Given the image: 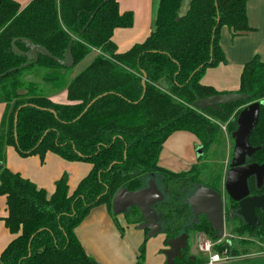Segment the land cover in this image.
<instances>
[{
    "label": "trees",
    "instance_id": "16d2710c",
    "mask_svg": "<svg viewBox=\"0 0 264 264\" xmlns=\"http://www.w3.org/2000/svg\"><path fill=\"white\" fill-rule=\"evenodd\" d=\"M133 22L134 13H121L117 0H32L23 8L14 0H2L0 74L17 68L0 78V102L6 103L0 127V195L7 198L5 224L14 235L0 256L2 264H100L85 251L76 228L94 207L106 205L114 215L115 193L144 188L151 178L165 196L155 209L167 240L181 233L214 238L206 216L193 220L185 192L200 184L223 190V164H212L207 151L222 141L224 125L234 140L239 113L253 102H264V62L255 56L244 65L238 90L242 100L217 111H200L192 104L220 93L201 82L203 73L227 62L220 45L224 26L233 36L252 29L247 0H159L151 34L118 52L114 31L130 28ZM14 39L23 54L13 48ZM27 40L60 59L66 58L73 42L74 65L63 67L42 53L34 62ZM93 49L99 54L71 78L72 69ZM26 63L30 65L22 67ZM27 76H39L43 83L38 86ZM50 85L55 93L66 89L69 102L52 101L44 92ZM176 131L193 133L204 150L201 162L187 171L174 172L159 164L165 141ZM250 144L258 149L249 161L263 164L264 104ZM7 146H14L22 157L39 155L44 160L51 152L69 161L88 162L92 168L72 192L64 173L49 193L5 166ZM255 187L250 181V189ZM123 215L130 225L144 220L137 207ZM261 221L256 229L235 222L231 233L249 239H231L214 251L228 248L235 256L251 243L250 238L264 241V216ZM190 256L187 248L174 264L208 261H193Z\"/></svg>",
    "mask_w": 264,
    "mask_h": 264
},
{
    "label": "crops",
    "instance_id": "0c3cea01",
    "mask_svg": "<svg viewBox=\"0 0 264 264\" xmlns=\"http://www.w3.org/2000/svg\"><path fill=\"white\" fill-rule=\"evenodd\" d=\"M14 1L18 2L23 8L32 0ZM117 1L121 13L126 11L134 13L133 26L130 28H117L113 34V40L117 45L118 52H125L134 44L145 41L154 30L159 0ZM247 16L249 25L252 28L250 31L233 36L228 27L224 26L221 29L220 45L225 52L227 62L216 67H209L203 73L201 82L205 85L213 86L220 93L238 92L244 65L255 56H259L264 62V0H247ZM97 54H99V50L93 49L89 56L93 55L94 59ZM74 76L70 73L71 78ZM34 78L33 76H27L30 81L34 80L38 83H43L39 76H37V79ZM44 92L49 94V98L56 103L64 104L69 102L66 89L55 93L52 88L49 89V86H46V91ZM5 110L6 103L0 102V127ZM180 140L185 142L182 141V145H175V141ZM199 146L200 141L193 133L176 131L165 141L159 156V164L167 169L171 168L172 171L175 170L174 172L189 170L199 162L197 154ZM16 150L14 146L6 147L5 166L14 172L21 173L24 177L34 181L39 187L45 188L49 193L54 191L55 182L66 172L72 173V176L69 177V186L72 192L78 182L92 168L88 162L75 163L66 161L51 152L45 155L42 162L39 155L20 157ZM39 159L41 163H39ZM52 161L56 162L55 166L47 164V162L50 163ZM7 215V198L0 195V256L14 237L5 224ZM121 220L124 221L128 230L132 229L130 226L136 227L135 225H129L123 214L114 216L110 214L106 205H100L91 209L88 216L75 230L85 251L100 264H137L131 245L127 244L119 236V229H124L120 222ZM141 231L144 232L145 236L147 235L144 230ZM202 234L199 233L196 236ZM139 235L137 234L136 236ZM247 258L249 259L250 256L245 259ZM254 259H261V261H250L247 264H264L262 262L264 261V253ZM148 262L149 264H164L165 258L164 256H155L153 252ZM235 263L238 264L237 262ZM216 264L227 263L218 262Z\"/></svg>",
    "mask_w": 264,
    "mask_h": 264
},
{
    "label": "water",
    "instance_id": "95a60500",
    "mask_svg": "<svg viewBox=\"0 0 264 264\" xmlns=\"http://www.w3.org/2000/svg\"><path fill=\"white\" fill-rule=\"evenodd\" d=\"M1 2L2 0H0V4ZM16 41L17 39L12 41L13 48L17 53L23 54V51L16 46ZM27 41L29 47L28 53L33 58L34 62L39 59V55L42 53L44 56L52 58L61 66L66 68L72 67L75 63L72 53L73 42H70L66 49V58L60 59L54 57L45 47L37 45L31 40ZM28 65H30V63H26L22 65V67ZM16 70L17 68L10 69L7 72L0 74V78L5 77L8 73ZM143 85L144 92L141 99L144 97L146 91L145 78L143 80ZM20 93H25V91H21ZM243 98L244 95L240 92L218 93L199 98L193 102L192 106L200 111H205L207 109L217 111L221 110V105L238 102ZM97 99L98 98L92 100L83 113H85ZM262 104H264L263 101L253 102L245 107L238 115V127L232 134L234 139L233 157L230 167L226 172L224 183V191L226 194L240 204V208L237 211L238 214L242 215L245 221L253 227L259 225L260 223L259 218L255 213V209L262 206L264 207V196H248L250 193L248 179L249 177L256 175L258 185L261 186L264 177V164H247L246 161L247 158L253 156L258 149L250 144V136L257 125L259 111ZM51 112L54 114L56 113L54 110H51ZM17 123L18 113L15 115L16 137ZM197 150L200 156L204 152L201 146H199ZM1 168L2 163L0 162V170ZM164 198L165 196L159 188L156 180L151 178L149 179L146 187L136 191H129L126 188L119 189L113 197L112 210L115 215H122L127 213L129 208L137 207L141 211L144 219L138 227L141 230L147 231V238H151L163 232V225L160 222L159 214L155 209V205L164 201ZM223 198L224 196L222 193L207 186L199 187L188 198V203L192 207L195 220H197L198 216L201 214L206 215L212 230L216 232L214 236L215 239L222 238L224 232ZM188 239L189 235L187 233L168 239V248L164 250L166 264H174L176 258L183 257V251H185L188 247ZM190 260L195 261L196 257H190ZM0 264L2 263L0 262Z\"/></svg>",
    "mask_w": 264,
    "mask_h": 264
},
{
    "label": "rangeland",
    "instance_id": "374dc122",
    "mask_svg": "<svg viewBox=\"0 0 264 264\" xmlns=\"http://www.w3.org/2000/svg\"><path fill=\"white\" fill-rule=\"evenodd\" d=\"M186 8H187V5H185V9ZM92 59H93V55H90V56L88 55L83 61H81L79 64H77L72 69L71 74L74 76V75L78 74L79 72H81L92 61ZM34 79H37V77H35ZM36 84L39 86L38 82ZM50 88H51V85L49 86V89ZM222 129L224 131V137H223L222 141L219 142L218 144H214L213 146H211L209 151H207V154H210L211 157H208V158L210 159V162L212 164L216 163V162H220V163L222 162L223 168H224L223 180L225 182L226 165H227L229 159H231V157L233 155L234 140H231L229 138V135H228V132H227L225 125L222 126ZM182 141H184V140L175 141L176 142L175 145H178V144L182 145ZM177 148H179V147L177 146ZM216 149L218 150V153L215 151ZM16 152H17V154H19L17 150H16ZM215 152H216V154H215ZM197 154H198V156H200L198 153V150H197ZM56 155H58V154H56ZM19 156L22 157L20 154H19ZM58 156L61 157L60 155H58ZM27 157H29V156H27ZM61 158L64 159L63 157H61ZM40 159H39V163H41V161L42 162L44 161L42 159L40 161ZM64 160H66V159H64ZM66 161H69V160H66ZM71 162L77 163V162H81V161H71ZM47 164L50 166H55L56 162L55 161H52L50 163L47 162ZM168 169L172 170L171 168H168ZM66 173L69 177L72 176V173H69V172H66ZM194 190H195V187H191L190 189H188L185 192V197L187 198V197L191 196L193 194ZM114 216H117V215L114 214ZM120 222L124 226V229H119V231H120L119 236L127 244L131 245L132 252L134 250L135 259L137 261V264H139V262L143 263V264H149L148 261H149V258L152 256L153 252H154L155 256H164V258H165L164 264H166V256L164 254V250H166L168 248V246H167L168 240L166 239L167 236H166L165 232H161L156 236H153L151 238H147V236L144 235V232L141 231L138 226H136L135 228L130 226V228H132V229L128 230L126 228L124 221L121 220ZM137 234H140V235L136 236ZM225 234H226V238H229V236H230L229 229ZM205 238L206 237L204 234L197 235V236L192 235L190 237V246L188 247L189 253L197 254L199 251V248H198L199 240H204ZM247 238H248V236H247ZM250 239L251 240H249V241H251V243L247 244V247H244V248L242 247L240 249L241 253L238 255L240 257V259L227 262V264H234L235 262H237L238 264H247L250 261H252V262L261 261V259H254V258L255 257L257 258V257H259V255H262V253H264V241L261 239H258V238H250ZM244 252H248V253L245 254ZM140 255H142V256H140ZM251 255H258V256L253 257ZM248 256H250V258L245 259ZM242 257H245V258H242ZM262 262H264V261H262Z\"/></svg>",
    "mask_w": 264,
    "mask_h": 264
},
{
    "label": "flooded vegetation",
    "instance_id": "af4514ba",
    "mask_svg": "<svg viewBox=\"0 0 264 264\" xmlns=\"http://www.w3.org/2000/svg\"><path fill=\"white\" fill-rule=\"evenodd\" d=\"M200 146H201V144H200ZM233 148H234V146H233ZM204 153V152H203ZM232 157H233V155H232ZM232 157H231V159H229V161H228V163H227V165H226V172L228 171V169H229V167H230V163H231V160H232ZM252 157V156H251ZM250 157V158H251ZM250 158H247V161H246V163L247 164H249V163H256V162H251V161H249V159ZM201 162V160H200V156H199V162L197 163V164H199ZM264 164V163H263ZM192 168V167H191ZM190 168V169H191ZM187 171V170H186ZM250 181H252V182H255V184H256V187L254 188V190L252 191L251 189H250ZM225 183V182H224ZM224 183H223V190L222 191H219V190H216V189H214V190H216V191H218V192H220V193H222L223 194V196H224V198H223V215H224V232H223V236L225 235V233L228 231V229H229V231H230V239H235V238H241V239H247V236H240V235H235V234H233V233H231V229H232V227L234 226V224H235V222H242L244 225H248L250 228H253V229H256V228H259L261 225H262V221H261V219H262V216H264V207L262 206V207H258V208H256L255 209V213H256V215H257V217L259 218V221H260V223H259V225H257V226H255V227H253V226H251V225H249L246 221H245V219H244V217L242 216V215H240V214H238V210H239V208H240V204H239V202H237V201H234L233 199H231L227 194H226V192L224 191ZM201 186H206V185H203V184H200L199 186H197V187H195V190L193 191V193L199 188V187H201ZM248 186H249V191H250V193H249V197H255V196H258V197H260V196H264V177H263V181H262V185L261 186H259L258 185V180H257V176L256 175H253V176H251V177H249V179H248ZM208 187V186H207ZM213 189V188H212ZM190 197V196H189ZM189 197H187V202H188V198ZM263 205H264V203H263ZM191 209H192V207H191ZM192 213H193V210H192ZM201 216H206V215H204V214H201V215H199L198 216V218H197V220H195V218H194V215H193V220L195 221V222H197L198 221V219L201 217ZM206 218H207V216H206ZM209 222V221H208ZM183 233H181V234H179L178 236H180V235H182ZM199 234V233H198ZM204 234V233H203ZM215 234H216V232H215ZM192 235H196V234H191V235H189V239H188V247L190 246V237L192 236ZM205 235V237H208V238H211L210 236H208V235H206V234H204ZM177 236V237H178ZM248 239H249V237H248ZM187 247V248H188ZM192 254V253H191ZM194 255V256H193ZM190 257H196V260H197V258H201V259H208V255L207 254H205V253H203V252H201V251H198V253L197 254H192V256H190ZM195 260V261H196Z\"/></svg>",
    "mask_w": 264,
    "mask_h": 264
},
{
    "label": "built area",
    "instance_id": "2783aa9c",
    "mask_svg": "<svg viewBox=\"0 0 264 264\" xmlns=\"http://www.w3.org/2000/svg\"><path fill=\"white\" fill-rule=\"evenodd\" d=\"M230 237V236H229ZM231 240L230 238H226V234L219 239L208 238L206 237L204 240H199L198 248L199 251L208 254V261L205 264H216L218 262H230L237 259H240L238 255H231L228 248H223L222 251H214V247L224 244L225 242Z\"/></svg>",
    "mask_w": 264,
    "mask_h": 264
}]
</instances>
